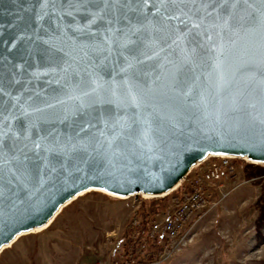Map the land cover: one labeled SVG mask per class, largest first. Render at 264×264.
<instances>
[{
	"label": "snow or ice",
	"instance_id": "obj_1",
	"mask_svg": "<svg viewBox=\"0 0 264 264\" xmlns=\"http://www.w3.org/2000/svg\"><path fill=\"white\" fill-rule=\"evenodd\" d=\"M40 10L49 17L53 33L71 30L78 37L68 50H52L48 62L66 77L71 69L66 94L78 101V114L88 118L80 131H95L50 138L35 133L31 122L10 123L15 105L3 106L0 206L38 208L42 201L36 194L47 180L45 173L59 168L70 175V165L81 172L80 157L91 152L111 164L116 157L147 146L152 135L162 134L182 111L208 109L210 98L229 83L224 38L241 29L260 38L253 64L258 70L244 90L229 93V107L251 110L250 126L257 130L244 142L249 150L264 153V0H42ZM77 50L88 57L85 67L77 62ZM210 52L215 53L216 82L197 90V69L205 66ZM109 61L113 71L105 78ZM150 71L158 73L151 84L145 79ZM0 93L8 94L4 87ZM16 218L0 207V224L7 227Z\"/></svg>",
	"mask_w": 264,
	"mask_h": 264
},
{
	"label": "water",
	"instance_id": "obj_2",
	"mask_svg": "<svg viewBox=\"0 0 264 264\" xmlns=\"http://www.w3.org/2000/svg\"><path fill=\"white\" fill-rule=\"evenodd\" d=\"M41 3L42 0H0V87L8 93L7 96L0 93V112L5 105H15L9 116L10 123L31 122L36 125L35 133L50 138H66L77 132L85 136L87 131L95 129L80 131L88 118L78 114V101L69 99L66 94L71 84V69L66 77L48 62L52 50H68L72 40L78 37L71 30L53 33L49 17L41 14ZM259 46V36L243 29L224 38L223 59L229 83L210 98L208 109L182 111L162 134L152 135V142L147 146H139L124 157H116L111 164L102 154L91 152L80 157L83 161L78 165L81 172L70 165V175L59 168L51 175L45 173L47 180L36 194L42 201L38 208L0 206L9 216L15 214L17 217L7 227L0 224V251L19 235L49 224L60 208L83 192L161 198L177 190L193 168L213 156L233 155L264 164V153L249 150L244 142L257 130L250 126L248 112L251 110L237 111L229 107V93L244 90L252 73L258 70L253 64L258 60ZM74 55L80 67L87 65L88 57L84 53L77 50ZM213 59L215 53L210 52L205 66L197 69V90L215 84ZM72 68L76 69V64ZM112 71L113 65L109 61L105 78L111 76ZM155 74L158 73L150 71L145 78L149 84ZM12 116L18 117V121ZM99 127L101 125L97 123ZM84 173L91 179L85 178ZM99 175L102 178H97Z\"/></svg>",
	"mask_w": 264,
	"mask_h": 264
},
{
	"label": "rangeland",
	"instance_id": "obj_3",
	"mask_svg": "<svg viewBox=\"0 0 264 264\" xmlns=\"http://www.w3.org/2000/svg\"><path fill=\"white\" fill-rule=\"evenodd\" d=\"M233 164L230 175L207 185L206 208L190 222L177 248L163 252L162 247L157 264H264V164L243 159ZM205 167L185 178L189 194L192 178ZM149 199L88 191L63 208L48 228L25 233L4 249L0 264H121L117 246L127 247L124 231ZM175 208L168 206L154 223Z\"/></svg>",
	"mask_w": 264,
	"mask_h": 264
},
{
	"label": "built area",
	"instance_id": "obj_4",
	"mask_svg": "<svg viewBox=\"0 0 264 264\" xmlns=\"http://www.w3.org/2000/svg\"><path fill=\"white\" fill-rule=\"evenodd\" d=\"M234 160L228 156H213L198 164L196 168L205 166L203 173L192 178L191 192L188 199L164 217L163 222L154 223L151 238L157 239L163 232V252L177 248L188 235L186 228L194 218L207 206V185L223 180L234 171ZM193 169V170H194ZM193 170L189 173L193 172ZM162 255V254H161Z\"/></svg>",
	"mask_w": 264,
	"mask_h": 264
},
{
	"label": "trees",
	"instance_id": "obj_5",
	"mask_svg": "<svg viewBox=\"0 0 264 264\" xmlns=\"http://www.w3.org/2000/svg\"><path fill=\"white\" fill-rule=\"evenodd\" d=\"M188 190V185L183 181L181 186L168 196L142 201L124 231L127 247L122 250L117 246L116 258L121 264H157L162 249L163 232L159 233L157 239L151 238L152 225L168 206L178 207L184 203L189 196ZM132 237H135L133 241L136 245L134 249L129 250L128 243L132 241Z\"/></svg>",
	"mask_w": 264,
	"mask_h": 264
},
{
	"label": "bare ground",
	"instance_id": "obj_6",
	"mask_svg": "<svg viewBox=\"0 0 264 264\" xmlns=\"http://www.w3.org/2000/svg\"><path fill=\"white\" fill-rule=\"evenodd\" d=\"M228 157H231L232 158V160L233 159H238V158H236V157H233V155L232 156H228ZM244 160H247V159H244ZM247 161H249V160H247ZM250 163H255V164H259V163H257V162H253V161H250ZM85 193H87V192H83V193H80L79 195H77V197L76 198H78V197H80V195H82V194H85ZM102 193H104V194H106L107 195V193H105V192H102ZM108 195H110V196H114V197H118V198H120L121 196H116V195H111V194H108ZM145 198H153V197H149V196H144ZM76 198H74L73 200H71L70 202H68L65 206H63L62 208H60L61 210H60V212L56 215V217H55V219L60 215V213L62 212V210H63V208H65L66 206H68L72 201H74ZM121 198H129V197H121ZM55 219L54 220H52V221H50V223L49 224H47V225H45V226H43L42 228H38V229H35V230H32L31 232H29V233H32V232H38V231H41V230H44V229H46V228H48L54 221H55ZM25 234V233H24ZM24 234H22V235H24ZM21 236L19 235L11 244H9V246L7 245V246H4L3 247V249H1V251H0V254L4 251V249H6L7 247L9 248L14 242H16V240H18L19 238H20Z\"/></svg>",
	"mask_w": 264,
	"mask_h": 264
}]
</instances>
